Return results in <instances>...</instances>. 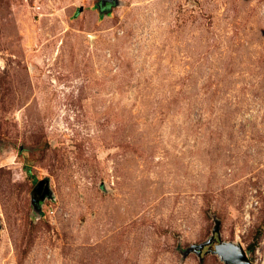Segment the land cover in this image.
<instances>
[{
  "label": "rangeland",
  "instance_id": "1",
  "mask_svg": "<svg viewBox=\"0 0 264 264\" xmlns=\"http://www.w3.org/2000/svg\"><path fill=\"white\" fill-rule=\"evenodd\" d=\"M116 2L0 0V264H264V0Z\"/></svg>",
  "mask_w": 264,
  "mask_h": 264
},
{
  "label": "water",
  "instance_id": "2",
  "mask_svg": "<svg viewBox=\"0 0 264 264\" xmlns=\"http://www.w3.org/2000/svg\"><path fill=\"white\" fill-rule=\"evenodd\" d=\"M100 3L101 5L105 3L111 5L117 2L116 0H100ZM48 193V180L38 181L33 189L32 202L34 204L38 203V201L43 200L44 196ZM211 245L212 247L210 248L209 246ZM204 248L207 249L202 253ZM189 252L195 253L198 257H201L202 254L216 255L223 264H251L239 243L222 242L220 240L218 221L214 222L210 237L201 244L190 246L186 253Z\"/></svg>",
  "mask_w": 264,
  "mask_h": 264
},
{
  "label": "flooded vegetation",
  "instance_id": "3",
  "mask_svg": "<svg viewBox=\"0 0 264 264\" xmlns=\"http://www.w3.org/2000/svg\"><path fill=\"white\" fill-rule=\"evenodd\" d=\"M109 4L108 3H105L103 6L104 7H107ZM210 248L212 247V245L211 246H209ZM207 248H204L203 250H202V253L206 250Z\"/></svg>",
  "mask_w": 264,
  "mask_h": 264
},
{
  "label": "built area",
  "instance_id": "4",
  "mask_svg": "<svg viewBox=\"0 0 264 264\" xmlns=\"http://www.w3.org/2000/svg\"><path fill=\"white\" fill-rule=\"evenodd\" d=\"M251 264H253V263L251 262Z\"/></svg>",
  "mask_w": 264,
  "mask_h": 264
}]
</instances>
